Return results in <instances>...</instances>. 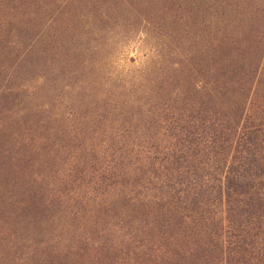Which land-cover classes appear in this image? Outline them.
<instances>
[{"label":"trees","instance_id":"16d2710c","mask_svg":"<svg viewBox=\"0 0 264 264\" xmlns=\"http://www.w3.org/2000/svg\"><path fill=\"white\" fill-rule=\"evenodd\" d=\"M5 7L0 103L50 95L0 122V264H264V1Z\"/></svg>","mask_w":264,"mask_h":264},{"label":"rangeland","instance_id":"374dc122","mask_svg":"<svg viewBox=\"0 0 264 264\" xmlns=\"http://www.w3.org/2000/svg\"><path fill=\"white\" fill-rule=\"evenodd\" d=\"M263 1L264 0H262V2ZM30 10H31V8L28 10L22 9L21 11L17 10V9L16 10H8L5 7V10L2 11L3 15L0 17V19L4 18V19H6V21L9 22V25H8L9 28L7 29V31L12 29L14 31L20 32L21 30H23L25 28H24V25L19 24L18 19L25 17L27 15L26 13H28ZM70 11L72 12V10H70ZM7 31H6V33H7ZM21 33H23V31ZM137 37H139L138 33H136V36L133 37L132 40L125 42V44H123L122 46H120L118 48V52H117L116 56L112 58V62L115 63L118 67L130 66L132 61H134L135 64H139V62L141 63L143 61V59H145L143 56L147 55V52L151 49L152 46H150V47L149 46H146V47L140 46L137 43V41H138ZM11 39L12 38H10V40ZM19 50L20 49H16L14 51L11 49L12 53L9 52V54H11V55H9V57H13V56L16 57L18 55ZM0 53L3 54L2 51H0ZM3 60H4V58L2 57L0 59V67H1ZM32 62L36 63L37 60L33 59ZM30 67L31 68L29 69V71L24 70L25 73H23L21 71V74H16V76L10 78V80L8 79V83L10 85L14 86L15 88H17V86L20 87L21 83L23 85L27 84L30 87L39 86L42 83V80L45 78L47 79L51 74L50 71L48 70V67L46 65H44V62H38L37 67H34V66H30ZM9 84H7V85L10 86ZM5 85H6V83L2 82V80L0 79V87L5 86ZM40 88L43 89V87H40ZM22 94L23 93H21L20 90L15 91V93H13L10 96V100L4 101V103H2V104L0 103L1 104V106H0V122L5 117L4 115H6V113H7L6 109H8V110L13 109L15 111V110L21 109L24 106H26V107L32 106L33 107L35 104H38L41 101L48 103L49 95H50V93L42 94V97H40V99H39L40 101L39 100H33V99H29V100L27 99V101H23L22 100L23 99ZM37 97H38V95H37ZM11 112L12 111L8 112L7 115H10ZM18 233L21 234V231H18Z\"/></svg>","mask_w":264,"mask_h":264}]
</instances>
